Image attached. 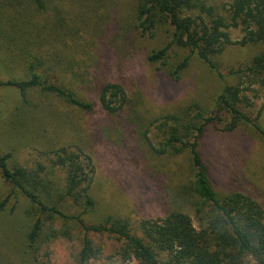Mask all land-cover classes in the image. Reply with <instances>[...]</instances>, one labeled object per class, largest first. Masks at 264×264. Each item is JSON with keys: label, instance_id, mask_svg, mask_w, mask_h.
Masks as SVG:
<instances>
[{"label": "rangeland", "instance_id": "1", "mask_svg": "<svg viewBox=\"0 0 264 264\" xmlns=\"http://www.w3.org/2000/svg\"><path fill=\"white\" fill-rule=\"evenodd\" d=\"M232 1L207 3L214 7V14L226 17ZM14 4L0 0L1 80L20 79L21 64L29 60V55L39 58V47L44 50L40 54L47 67L56 60L53 71L66 70L63 80L71 89L82 87V75L93 86L98 82L122 86L129 99L128 111L136 110L145 123L179 113L191 105L212 108L222 87L236 83L235 78L226 77L228 72L249 65L260 51L226 46L213 59L224 75L220 80L188 50L172 47L164 65L148 62V56L170 42L172 31L163 27L151 36L141 35L136 29L137 0H54L42 9ZM202 17L210 19L206 14ZM229 35L233 43L242 37L240 30H230ZM29 38L37 44L33 46ZM188 56L180 80L171 81L168 72ZM246 96L250 107L243 110L254 118L264 106V88L253 86ZM260 122L264 127V112ZM130 130L124 122L107 117L98 104L93 113L84 114L51 94L37 91L29 96V106L22 108L16 91L0 87V150L11 154L13 164L27 169L41 165L47 180L62 190L65 176L53 165L54 152L81 151L91 159L94 175L90 188L95 207L82 217L87 225L113 216L127 219L134 228L142 220L163 218L169 208L168 192L176 184L170 173L178 168L186 173L188 169L183 157L152 156L140 136ZM220 130L222 126L207 129L201 148L215 192L239 191L264 207V140L246 125L232 133ZM148 138L157 145L161 136L150 127ZM8 194L10 201L0 213V264H76L83 235L81 227L57 219L45 223L38 251L31 257L26 248L29 221L25 213L32 206L0 181V200ZM63 204L67 215L81 212L66 203L60 205ZM189 215L194 220L193 214ZM194 226L197 227L195 221ZM50 230L58 236L49 237ZM89 238L100 255L88 264H136L116 255L120 244L112 238L94 234Z\"/></svg>", "mask_w": 264, "mask_h": 264}, {"label": "trees", "instance_id": "2", "mask_svg": "<svg viewBox=\"0 0 264 264\" xmlns=\"http://www.w3.org/2000/svg\"><path fill=\"white\" fill-rule=\"evenodd\" d=\"M9 1L15 3L13 6L31 5L42 9L44 4L45 7L54 0ZM206 4L207 0H137L136 29L141 35L150 36L158 28L169 27L172 31L170 42L148 56V62L164 65L172 47L188 50L220 80L224 75L213 59L226 46L260 49L249 65L228 72L226 77L235 78L236 83L222 87L210 109L191 105L179 113L145 123L136 110L128 111L129 99L122 86L106 82L93 86L79 74L82 87L71 89L63 80L66 70L65 73L53 71L57 67L56 60L47 67L40 54L44 50L36 46L39 58L29 55V60L21 64L20 79H0V87L17 92L22 108L29 106V96L37 91L51 94L84 114L93 113L98 104L107 117L130 126L131 133L140 136L152 156L183 157L188 163L186 173L181 168L170 173L176 184L168 192L169 208L163 218L142 220L134 228L127 219L113 216H107L102 223L87 225L82 217L95 207L90 188L94 168L88 156L69 149L54 152L53 165L65 176L64 188L58 190L47 180L44 167L38 165L35 169H27L15 165L11 162V154L0 150V181L32 206L25 213L29 221L26 248L31 257L38 251L44 224L57 219L63 224L75 222L82 229L76 264H88L100 255L90 234L112 238L120 244L116 255L123 261L134 260L136 264H264V207L239 191L216 193L210 168L201 152L205 132L218 126H222L220 131L232 133L246 125L264 140V127L260 122L264 106L254 118L243 110V107H250L246 92L253 86L264 88V0H233L226 10V17L214 14V7ZM204 14L210 18L208 21L202 17ZM230 30H240L239 41L233 43L230 40ZM29 39L33 46L37 44L33 38ZM189 59V56L185 57L173 66L167 77L173 82L180 80ZM150 127L161 136L157 145L148 138ZM10 198L8 194L0 200V213L5 211ZM61 203L81 212L75 216L67 215L62 210L66 205ZM189 213L193 214L194 220ZM53 231L50 230L49 237L56 238L58 234Z\"/></svg>", "mask_w": 264, "mask_h": 264}]
</instances>
